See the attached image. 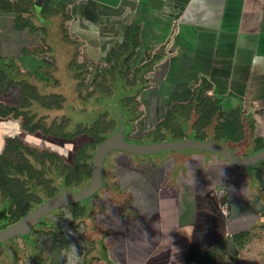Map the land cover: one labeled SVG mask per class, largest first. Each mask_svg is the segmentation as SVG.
Returning a JSON list of instances; mask_svg holds the SVG:
<instances>
[{
	"label": "crops",
	"instance_id": "obj_1",
	"mask_svg": "<svg viewBox=\"0 0 264 264\" xmlns=\"http://www.w3.org/2000/svg\"><path fill=\"white\" fill-rule=\"evenodd\" d=\"M34 2L18 3L20 12L0 10V47L8 49L0 69L11 81L3 92L10 96L1 98L0 105H19L24 85L36 89L60 84L52 75L59 74V59L71 71L68 78L77 81L76 71H85V65L63 55L64 49L68 56L80 50L86 56L109 57V71L118 58L116 72L127 71L131 78L137 73L132 88L147 87L143 78L151 72L155 107L161 99H172L169 105L188 102L201 86L207 87L226 116L238 113L242 119L244 138L226 144L240 147L241 156L258 151V139L264 140V0H46L42 14L47 25L36 16ZM12 115L0 117V155L7 139L18 134L15 140L21 139L25 148L50 154L44 162L26 157L60 191V166L71 163L54 151L58 134L30 132ZM182 124L188 138L193 129L187 133ZM36 138L47 147L39 149ZM182 152L151 161L113 152L105 173L108 190L90 201V209L77 203L50 218L51 227L40 230L41 248L32 254L36 264H264V161L226 188L235 168L221 156ZM89 154L94 156L92 150ZM225 202L229 216L221 212Z\"/></svg>",
	"mask_w": 264,
	"mask_h": 264
},
{
	"label": "rangeland",
	"instance_id": "obj_2",
	"mask_svg": "<svg viewBox=\"0 0 264 264\" xmlns=\"http://www.w3.org/2000/svg\"><path fill=\"white\" fill-rule=\"evenodd\" d=\"M2 1L4 0H0V5H2L3 3ZM10 1H14L16 2L14 4H17L19 1L29 2L32 0H10ZM53 24L54 23H51L48 26H50L51 29H54L56 27H55V24L54 25ZM6 52H8V49H5L4 46L0 47V58L6 57V55L4 54ZM68 52L69 51L64 49V53H65V55H63L64 60L67 58L69 59L73 57L76 60L75 63L77 65H85V68H84L85 71H80L78 73L76 71L77 81L82 80V82L79 83L73 80L72 78L71 80L73 82H71V80L68 78L70 76L69 74H71V71L67 72L66 70H64L66 68L65 64H67L65 63L66 61L59 59L58 61V64L60 65L59 74H58V71L57 72L53 71L52 75L54 78L56 76V78L60 80V84L58 82L57 83L52 82L51 87H48V88H38L37 87L35 89V93L39 95V98L33 97L31 95H27V96H25L24 94L20 95L22 96L23 99H28L30 102V105L22 109L20 118H16L14 115L12 116L20 121L22 120L25 123H28L30 121V125H33V124L41 125L42 124L44 125V127L53 129L56 132H60L63 130V131H67V133L72 134V133H76L80 129H83V128L87 129L88 127H90L92 124L96 122V123H99V124H96L97 127L98 125L105 126V128L109 127L110 130L108 131V133H111L117 127V122L115 118L110 116L111 108L114 107L113 105H116L115 107H117V104L121 103V100H122V103L125 105L126 109H128L127 107L130 105L131 101L129 98L127 99H123V98L129 94L134 93L136 89L130 88L127 85L122 86L127 83L124 84L123 81L118 78V77H122L119 74V72L114 73L113 71H109V73L108 72L105 73L106 79L100 76V72H98L99 67L100 69L101 67H104V69L107 68L109 70L110 66L112 65L106 62L108 61L107 59H109V57H106V56L100 57V56H95V55L86 56V55H83L80 52V50L76 51L77 54L75 53V56L71 54L69 55L70 56L69 57L67 55ZM61 59L63 58L61 57ZM73 74H74V71H72V75ZM112 74L114 75V77H116L114 78V80L112 79L113 77H111ZM131 74H133V72H131ZM143 79L147 81L145 83L147 87L142 89L141 92L137 94V96L139 95L140 99H132V101H134V103L132 104V107L134 105L136 114L133 117L132 116L124 117L125 118L124 123H126L127 125V131L125 132L126 137L133 142H140V143L154 142L155 137L150 138L151 135L149 134L150 133L149 131H151V127L155 123L158 124L159 122L164 120L165 118V115H163L164 109H166V112H167V110H169L170 107L174 108L173 106L169 105V102L172 99H161L162 101L161 105L159 106L156 105L155 107L154 106L155 99L151 98V72L145 73ZM132 82L133 80H129L128 83H132ZM39 84H42V83H39ZM97 84H100V86H97ZM111 87H113L114 90L113 88L111 89ZM207 90H208L207 88L202 90V95H200V98H203L204 102L199 107L198 106L196 107L197 112L199 109H206V105L208 106L212 105V103L215 101V99H212L208 95ZM11 95L14 98H16L15 92H12ZM9 96L10 95L3 93V94H0V99L1 98L7 99L9 98ZM208 99H211V100H208ZM194 100L195 99H191L189 104H187L188 103L187 101H186L187 103L185 101H182L181 102V105L183 106L182 109H185L184 111L189 110L187 111V113H189L191 109L193 108V105H195V104L192 105V102ZM158 101L161 102L160 99H157V102ZM197 101L199 103V99ZM152 108L158 111L156 115H153ZM197 112L196 113L193 112L190 116L191 118L187 117L186 115H185L186 117L185 118L183 113L178 114L180 116V119L184 123L185 127L187 128V133L191 132V130L193 129V123H194L193 120L196 118V116H199ZM159 115H162V116H159ZM215 116H218V119L216 120L217 122L219 121L220 118H221L220 121H225L226 114L224 111L221 110V112H218V115H215ZM168 118H171V121H172V119H174V115H170V117L168 116ZM5 119H7V117ZM166 121L168 122V120ZM236 121H238L239 123L240 122L243 123L241 117L239 118L237 117ZM24 128L27 129L28 127L25 126ZM172 129L180 130V123H179V120H177V118L173 120ZM86 132H88V129L85 131V133H82V134H79L73 137L58 136L54 140V143H53L54 151L60 153L69 163L72 164L75 161L74 158H75V153L77 149L81 145H83V143L91 140L89 134ZM183 132L185 133L186 131H184L183 129ZM16 136L20 138L18 134H16ZM16 136L14 138L7 139V145L10 144L11 141H16L15 140V138H17ZM191 136L192 137L194 136L193 131L188 134V137H191ZM164 137H165V140L167 141L178 138L177 136L172 134L171 131H165ZM25 140H28V139H25ZM36 140H37V144H39L38 145L39 149H42L43 147H47V144L44 141H41L38 138H36ZM28 141L26 142L28 143ZM23 150H24V155L32 157V155H29L25 149ZM240 150H241L240 147L239 149L236 148V153L239 156H241ZM195 151L196 150H185L182 153H193ZM170 152H162L156 155H149V156H133L132 158L139 160V158L142 157L141 160L143 161H151V158L153 159V157L155 158L164 157L166 154ZM112 155L113 153H111L106 158V163H105L106 176L108 174L109 161ZM31 157L29 158L33 160V158ZM7 158H8L7 160L9 164L11 165V168H8L9 166H7L6 169L10 171L11 172L10 175H12L14 171L19 170V167L21 166L22 161L18 160V154L12 155V153H8ZM246 173H252V170L248 168L246 170ZM19 176L20 177L17 178L19 182H15L16 184L17 183L18 184L14 185V187H10L6 183L5 185L2 186L6 190L11 189V190H14L13 191L14 193H17L16 195L17 198H15L14 202H12V210L15 212L19 211L18 208L27 199L25 188L27 189V191L28 190L30 191V194L36 193V191H34V187H32L35 184V180L33 179L31 180L30 176L27 173L23 175H19ZM53 176H54V173H50V174L48 173V177H53ZM13 178L14 177H11L10 179H13ZM2 179L4 182H6V179L4 178ZM30 182L33 183V185L30 184ZM35 187H36V184H35ZM107 187L109 186L105 184L103 189L98 194H96L93 198H91L90 201H92V199L100 195L104 190L107 191L108 190ZM90 201L88 202L84 201L83 205H87V206L90 205L89 204L91 203ZM1 202H0V207L2 205ZM93 202L96 203L95 201ZM67 207H70V206H66L65 208ZM88 207L89 209L92 208L91 205ZM57 211L51 213L49 217L50 218L55 217L56 215L55 213ZM66 213L67 211H65V214ZM51 234L54 235V232L52 231ZM43 238L44 237H42V234L40 233V231L36 229L31 236L16 237L14 239L7 241L6 243L0 244V264H29L27 263V261L28 260L31 261L30 258L33 259L32 254L35 255L38 251L37 249H39V247L41 248L40 243ZM242 242L244 243V239H242ZM39 262L40 264H44V260H39ZM30 264H36V261L33 259L32 263Z\"/></svg>",
	"mask_w": 264,
	"mask_h": 264
},
{
	"label": "trees",
	"instance_id": "obj_3",
	"mask_svg": "<svg viewBox=\"0 0 264 264\" xmlns=\"http://www.w3.org/2000/svg\"><path fill=\"white\" fill-rule=\"evenodd\" d=\"M2 2H3L2 3L3 6L0 7L1 8L0 10L11 9L16 12H20L21 10H23L20 7V4L18 5V3H21L23 1H19L17 4H11V3L7 4L6 0ZM24 3H28V2H24ZM116 59L117 60L115 62V65L112 67L113 70H111L114 73H117L115 70L118 68V64H119V59L118 58ZM126 60H130V57H128ZM107 72L109 73V70H103V72L101 71L100 76L106 79L105 73ZM119 74L122 77H118V78L121 79L122 81L124 79H127V85H129L131 88L133 87V85L136 84L137 78H138L137 73H135L132 78L129 76L127 71H124V72L121 71L119 72ZM111 77H113L112 78L113 80L114 78H116L114 77L113 74L111 75ZM129 80H133V82L128 83ZM5 83H6V86H4ZM10 84H11V81L8 80V75L6 71L0 69V93L5 92L7 89L6 87ZM97 86H100V84H97ZM144 87L145 86L143 85L138 88H135L136 90L134 91V93L136 94H129L123 98V99L129 98L131 101L130 105L127 107L128 109H126L125 105L122 103V100H121V103L117 104V107H115L116 105H113L114 107L111 108L110 116L115 118L117 122V127L111 133H108V131L110 130L109 127L105 128V126H102V125L100 126L98 125L97 127L96 124H99V123H96V122L87 128L88 132L86 133L89 134L91 140L85 142L83 145H81L77 149L74 164H71V165L64 164V166L62 167L60 166L59 174L61 175V177H63L62 187H68L69 189L77 190L75 188L80 186L79 184H81L85 180V178H90L92 176L93 154L91 157V155L89 154L90 150L95 152L96 148L101 143L106 141L113 133L119 130L120 123L118 120V116L116 114V112L119 109L122 110L124 120H125L124 117H130L136 114L134 105L132 107V104L134 103L132 99H136L137 94L140 93L141 90L144 89ZM112 88L113 87H111V89ZM206 88L205 86H201L198 89L197 93H195L197 96L196 98H194L195 100L192 102V105L193 104L195 105H193V108L191 109L189 113H187V111L189 110L184 111L185 109H182L183 106L181 105L180 101L171 103L170 106H173L174 108L170 107L169 110H167L166 112V116L164 120L159 122L152 131H149L150 132L149 134L151 135V137H155L154 138L155 141H164L165 140L164 132L171 131L172 134L178 137L177 139L185 138L186 135L183 132L184 127L182 126L183 125L182 120L179 119L178 114L183 113L184 117L186 115L187 117L191 118L190 117L191 114L193 112L194 113L197 112L196 107L197 106L199 107L204 102L203 98H200V95H202V90ZM22 93L25 96L31 95L33 97L39 98V95L35 93V88H30L29 85L23 86ZM198 99H199V103L197 101ZM208 100H211V99H208ZM190 101L191 99H189L187 104H189ZM29 105H30V102L28 99H21V103H19V105H16L14 107L0 105V117H9L13 113L16 118H20L22 109ZM221 110H222V107L218 100H215L212 103V105H209V106L206 105V109L198 110L197 113L199 114V116H196V118L193 121L194 122L193 123V131H194L193 138L194 139L208 140L210 138H213L217 142L226 144V141L228 140L238 142L244 138L243 132L241 131L243 129V124L241 122L239 123L238 121H236V118L237 117L239 118L238 113H232V115L226 116L225 121L219 120L214 128L213 134L210 133V128L212 127L213 121H215V118L218 117L215 115H218V112H221ZM170 115H174V119L177 118V120H179L180 130L172 129V124H173L174 119H172L171 121V118H168V116L170 117ZM166 120H168L169 124ZM23 125L24 127L27 126L28 127L27 130H29L30 132H35L40 129L44 130L46 133H51L54 131L53 129L44 127V125L42 124L41 125H36V124L30 125V121L28 123L23 122ZM87 129L83 128V129L78 130L76 133H72V134L67 133V131H63V130L60 132L54 131L53 133H57L58 136L73 137V136H77L79 134L85 133ZM258 143H259V146L256 150L259 151L264 148V140L258 139ZM23 149H25L28 154H31L32 156H34L35 159L41 160L43 162H44V156L50 155L47 152H44L43 155H38L35 149L31 147L25 148L23 144L21 143V141L19 140L11 141V143L6 146L5 152L2 155H0V200L2 201V202L0 201L2 203L0 207V229L6 228L10 226L11 224L16 223L22 217H24L27 213L33 210L35 207L44 203L47 199L56 196L58 192L57 188L51 185L52 180L45 178L44 170L36 168L35 165L27 159L26 155H24ZM8 153H12V155L18 154V160L23 162V163L21 162V166L19 167V170L14 171L12 175H10L11 172L6 169L7 166H9L8 168H11V165L9 164L7 160ZM54 156L56 157L57 160L63 162V159L61 158L60 155H54ZM91 158H92L91 162L88 163L89 159ZM25 173H27L30 176L31 180L32 179L35 180L36 185L41 186L42 188L40 190H38V188H36L35 190L34 188V191H36L35 194H30V191L29 190L27 191V189L25 188L27 199L18 208L19 211L15 212L12 210V202H14L15 198H17L16 197L17 193H14L13 192L14 190H11V189L6 190L2 186L5 185L6 183L10 187H14V185L18 184V183L16 184L15 182H19V180H17V178L20 177L19 175H23ZM11 177H14V178L10 179ZM2 178L6 179V182H4Z\"/></svg>",
	"mask_w": 264,
	"mask_h": 264
},
{
	"label": "water",
	"instance_id": "obj_4",
	"mask_svg": "<svg viewBox=\"0 0 264 264\" xmlns=\"http://www.w3.org/2000/svg\"><path fill=\"white\" fill-rule=\"evenodd\" d=\"M45 1L35 0L34 11L39 20L47 25L49 20L43 17L42 14ZM116 114L120 123L119 130L96 148L92 161L93 175L89 183L82 189L76 191H71L68 187H63L61 193L47 199L16 223L0 229V244L6 243L16 237L31 236L36 226L40 224L44 217L63 207L90 201L91 198L103 189L105 185L106 158L116 151L135 156H149L167 151L180 152L188 149L215 153L235 168L233 175L225 183L226 188L231 184H236L238 177L248 168L253 170L257 164L264 161V148L249 156H239L235 148L225 143L217 142L213 138L197 140L193 137H188L169 141L133 142L126 137L127 125L124 123L122 110L119 109Z\"/></svg>",
	"mask_w": 264,
	"mask_h": 264
},
{
	"label": "flooded vegetation",
	"instance_id": "obj_5",
	"mask_svg": "<svg viewBox=\"0 0 264 264\" xmlns=\"http://www.w3.org/2000/svg\"><path fill=\"white\" fill-rule=\"evenodd\" d=\"M30 184H32L33 185V183H31L30 182ZM32 187H34V188H38V190H40L42 187L41 186H38V185H36V187H35V184L32 186ZM62 186H61V188H60V191H58V193H57V195L59 194V193H61V191H62ZM43 190V189H42ZM71 191H73L72 189H70ZM45 220V221H44ZM51 221H50V217H49V215L48 216H46V217H44L43 219H42V221L40 222V224H38L37 226H36V228L34 229V231L37 229V230H46V229H49L50 227H51Z\"/></svg>",
	"mask_w": 264,
	"mask_h": 264
},
{
	"label": "built area",
	"instance_id": "obj_6",
	"mask_svg": "<svg viewBox=\"0 0 264 264\" xmlns=\"http://www.w3.org/2000/svg\"><path fill=\"white\" fill-rule=\"evenodd\" d=\"M221 212L223 213L224 216H229L231 211H230V206L228 202H225L221 205Z\"/></svg>",
	"mask_w": 264,
	"mask_h": 264
}]
</instances>
